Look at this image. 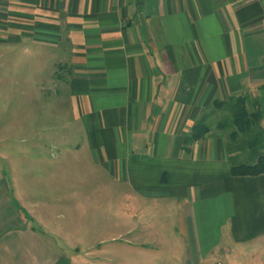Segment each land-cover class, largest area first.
Wrapping results in <instances>:
<instances>
[{"label": "crops", "instance_id": "1", "mask_svg": "<svg viewBox=\"0 0 264 264\" xmlns=\"http://www.w3.org/2000/svg\"><path fill=\"white\" fill-rule=\"evenodd\" d=\"M5 19L30 64L58 69L61 147L133 194L93 264H264V173H230L236 127L217 104L259 101L264 131V0H0L1 36ZM3 225L0 264H19L14 237L35 234Z\"/></svg>", "mask_w": 264, "mask_h": 264}, {"label": "rangeland", "instance_id": "2", "mask_svg": "<svg viewBox=\"0 0 264 264\" xmlns=\"http://www.w3.org/2000/svg\"><path fill=\"white\" fill-rule=\"evenodd\" d=\"M15 42L12 22L5 19L0 35L2 232L15 233L20 228L26 238L28 232L40 237L30 241L14 237L16 244L20 241L19 264H93V255L103 245L100 253L108 247L118 249L116 242L108 240L122 234L126 222L134 218V209L130 219L124 212L125 206L136 205L133 194L117 191L102 166L91 161L88 150L82 158L61 147L66 117L60 100L51 99L58 86L56 80L50 81L56 79L53 72L58 69L51 68L47 57L30 64L27 39ZM214 119L215 123L224 117ZM239 139L234 142L242 144L233 159L236 164L246 161L250 153ZM101 239L106 240L98 245ZM100 264L109 261L103 259Z\"/></svg>", "mask_w": 264, "mask_h": 264}, {"label": "trees", "instance_id": "3", "mask_svg": "<svg viewBox=\"0 0 264 264\" xmlns=\"http://www.w3.org/2000/svg\"><path fill=\"white\" fill-rule=\"evenodd\" d=\"M221 108L227 109L230 113L231 122L236 129L230 133L232 142L229 143L230 173L234 176L239 175H260L264 173V131L262 127V109L259 101H256L254 111L250 112L247 108V98L245 96L231 97L226 101L217 102ZM208 131V126L204 121L197 123L191 135L187 138L189 141L200 138ZM242 135L240 143L249 147L248 161L234 163L233 159L237 157L238 150L242 144H234ZM236 152L235 154H233Z\"/></svg>", "mask_w": 264, "mask_h": 264}]
</instances>
